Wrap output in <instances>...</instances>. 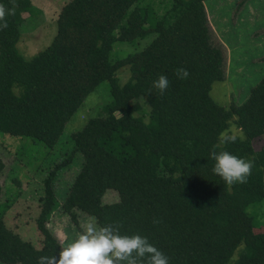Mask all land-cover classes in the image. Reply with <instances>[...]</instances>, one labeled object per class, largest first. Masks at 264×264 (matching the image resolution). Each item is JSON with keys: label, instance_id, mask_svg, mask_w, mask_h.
Returning <instances> with one entry per match:
<instances>
[{"label": "trees", "instance_id": "obj_1", "mask_svg": "<svg viewBox=\"0 0 264 264\" xmlns=\"http://www.w3.org/2000/svg\"><path fill=\"white\" fill-rule=\"evenodd\" d=\"M204 1L68 0L51 44L27 59L17 47L23 13L34 16L37 8L32 0H15L0 31V134L52 149L103 81L111 100L70 137L83 162L62 202L55 182L66 160L45 175L35 220L40 245L7 225L9 203H0L1 261L37 264L40 256L58 253L63 244L48 221L59 207L73 221L81 211L98 225L118 222L121 234L146 236L169 264H264V231L255 230L264 222L249 212L264 199V146L252 144L264 133V76L241 103L224 107L211 97L212 84L224 79L225 49ZM0 4L13 7L12 0ZM150 34L141 50L110 58L116 41ZM127 66L131 76L121 84L118 72ZM178 68L189 77L178 79ZM160 75L170 81L163 95L153 88ZM232 124L246 137L219 144ZM213 145L254 162L247 183L229 186L213 173ZM5 173L0 155V197ZM108 189L120 199L104 203Z\"/></svg>", "mask_w": 264, "mask_h": 264}, {"label": "rangeland", "instance_id": "obj_2", "mask_svg": "<svg viewBox=\"0 0 264 264\" xmlns=\"http://www.w3.org/2000/svg\"><path fill=\"white\" fill-rule=\"evenodd\" d=\"M67 1L32 0L37 8L34 16L29 17L28 12L23 13L26 20L22 25V37L17 47L27 59L51 44L57 33L58 15ZM206 3L212 11L216 27L228 44V47L224 44V79L212 84L210 95L220 105L229 107L233 102L245 101L252 88L264 76V0H206ZM224 14L227 15L223 16ZM152 38L150 34L133 42L118 40L113 45L110 58L116 60L141 50ZM130 76L128 66L118 72L121 84L127 82ZM110 100V84L106 80L85 98L65 125L58 144L52 149L30 137L0 134V155L6 163L0 203H9L5 221L23 238L40 245L41 232L37 229L35 220L40 211V197L44 195L45 175L48 169L66 160L64 169L59 172L55 182L57 199L62 202L83 162L80 152L72 150L70 137L73 132L81 130L88 119L96 115ZM224 134L246 137L244 130L234 124ZM252 144L255 150L263 147L264 133L254 138ZM119 199L117 190L108 189L102 201L112 203ZM249 212L256 221L264 222V199L252 204ZM77 215V221H73L66 211L58 207L48 221V227L62 242L63 247L78 238L87 221L96 222L93 216H87L84 212L78 211ZM255 230L264 231V224ZM0 264L9 263L0 260Z\"/></svg>", "mask_w": 264, "mask_h": 264}, {"label": "clouds", "instance_id": "obj_3", "mask_svg": "<svg viewBox=\"0 0 264 264\" xmlns=\"http://www.w3.org/2000/svg\"><path fill=\"white\" fill-rule=\"evenodd\" d=\"M13 7L6 9L0 5V31L8 27L7 17L14 15ZM178 79L185 80L190 73L185 68H178L175 72ZM170 86L166 75H160L153 82V88L163 95ZM151 92V90H150ZM235 135L221 133L219 144L235 143ZM213 145L210 159L214 163L213 173L220 176L229 186L236 183L245 184L252 174L254 162L237 157L228 151H216ZM159 223V221H154ZM121 225L118 222L98 225L89 220L82 226L78 238L67 247H61L53 255H44L38 258L37 264H169L170 258L149 242L146 236L140 234H121Z\"/></svg>", "mask_w": 264, "mask_h": 264}, {"label": "crops", "instance_id": "obj_4", "mask_svg": "<svg viewBox=\"0 0 264 264\" xmlns=\"http://www.w3.org/2000/svg\"><path fill=\"white\" fill-rule=\"evenodd\" d=\"M204 3H205V8H206L208 19H209L211 26L213 27V29H214L215 33L217 34V36L219 37V39L228 47L226 40H224L223 36L221 35V32L218 30V28L216 27V24L213 21V14H212V11L209 8L208 4L206 3V0L204 1ZM226 15L227 14H224L223 16H226Z\"/></svg>", "mask_w": 264, "mask_h": 264}]
</instances>
